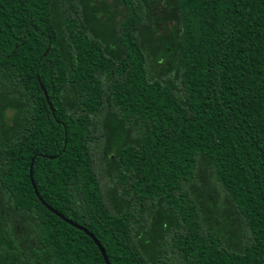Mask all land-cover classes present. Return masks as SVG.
I'll return each mask as SVG.
<instances>
[{"label":"trees","instance_id":"16d2710c","mask_svg":"<svg viewBox=\"0 0 264 264\" xmlns=\"http://www.w3.org/2000/svg\"><path fill=\"white\" fill-rule=\"evenodd\" d=\"M79 1L0 0V264H264V0Z\"/></svg>","mask_w":264,"mask_h":264},{"label":"rangeland","instance_id":"374dc122","mask_svg":"<svg viewBox=\"0 0 264 264\" xmlns=\"http://www.w3.org/2000/svg\"><path fill=\"white\" fill-rule=\"evenodd\" d=\"M72 2H74L77 6H80L81 3L79 0H71ZM85 2H94V4H97L98 3H106V4H109L111 5V9L113 10L114 12V15L111 17L112 19V22H115V24L122 19V17L124 16V13H125V6H124V3H123V0H84ZM114 3L117 5L115 6ZM155 4V3H154ZM153 10L156 9V7H152ZM150 10H152L150 8ZM153 13V11H152ZM99 14V13H98ZM168 10L166 7L163 8V6H160V11L159 13H157L156 15H154L153 17H155V19H163L165 17V15H168ZM152 20L154 18H151ZM103 28H106V30L109 29L110 27V22L105 19L101 20L99 22ZM165 31V30H164ZM159 33H162V30L159 31ZM169 60V59H168ZM150 73L152 75H154L155 77H164V76H172L173 75V70L172 69H167L165 71H161V70H154L153 69H150ZM99 149H101V147L99 146ZM100 156L101 154H99V152H97L96 154V158H95V168H96V171H97V174L99 176V179H100V183H101V186H102V189H103V193L106 197V201H107V204L110 208V210L112 212L114 211H117V207L120 205V203L116 202L115 203V200L112 199V197H109L108 196V192H109V185H110V182L108 180V176H106L105 172H104V163L100 162ZM126 198V196H125Z\"/></svg>","mask_w":264,"mask_h":264},{"label":"water","instance_id":"95a60500","mask_svg":"<svg viewBox=\"0 0 264 264\" xmlns=\"http://www.w3.org/2000/svg\"><path fill=\"white\" fill-rule=\"evenodd\" d=\"M41 88L43 89V85H42V84H41ZM44 94H45V96H46L45 91H44ZM46 97H47V96H46ZM31 168H32V162H31V164H30V168H29V177H30V181H31L32 186L34 187V191H35L36 195L39 197V199L42 201V203L46 205V203L43 201V199L39 196V192L37 191V189H36V187H35V183H34V180H33V177H32V170H31ZM47 207H48L51 211L55 212L58 216H60L61 218L64 219L63 215H61V214H60L59 212H57L55 209H53L52 207H50V206H48V205H47ZM70 222H71V221H70ZM71 224H73V225L76 226L77 228H79V229L85 231V232H86V233H87V234H88V235L94 240V242L96 243V245L98 246V248H99L100 251H101V254H102L103 258H104L105 264H110V262H109V260H108V257H107V255H106V253H105L104 248H103L102 245L99 243V241L96 239V237H95L91 232H89L88 230H86L83 226H80V225H78V224H76V223H74V222H71Z\"/></svg>","mask_w":264,"mask_h":264}]
</instances>
